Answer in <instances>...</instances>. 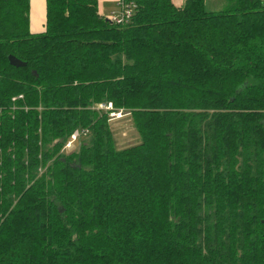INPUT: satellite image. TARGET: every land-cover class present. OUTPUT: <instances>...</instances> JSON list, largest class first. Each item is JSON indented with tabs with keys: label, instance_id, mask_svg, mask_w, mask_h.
<instances>
[{
	"label": "trees",
	"instance_id": "obj_1",
	"mask_svg": "<svg viewBox=\"0 0 264 264\" xmlns=\"http://www.w3.org/2000/svg\"><path fill=\"white\" fill-rule=\"evenodd\" d=\"M123 1L0 0V264H264L263 0Z\"/></svg>",
	"mask_w": 264,
	"mask_h": 264
},
{
	"label": "rangeland",
	"instance_id": "obj_2",
	"mask_svg": "<svg viewBox=\"0 0 264 264\" xmlns=\"http://www.w3.org/2000/svg\"><path fill=\"white\" fill-rule=\"evenodd\" d=\"M224 5V0H206V7L207 9L210 10H218L221 9ZM111 109H113V106L111 105ZM107 110H109V107H103ZM115 112L116 114H110L111 116V123L113 124L114 127H116V132H115V140H116V144L120 147H124L128 144H132L134 142H136L137 140V133L135 132V130L132 128L130 119L128 118V114L120 111ZM78 138V136H77ZM70 138L67 143L65 144L64 148L66 151H71V150H75L78 147V143H76V140Z\"/></svg>",
	"mask_w": 264,
	"mask_h": 264
},
{
	"label": "crops",
	"instance_id": "obj_3",
	"mask_svg": "<svg viewBox=\"0 0 264 264\" xmlns=\"http://www.w3.org/2000/svg\"><path fill=\"white\" fill-rule=\"evenodd\" d=\"M123 0H97L98 10L108 18L111 14H118L120 4ZM177 6H180L183 0H172ZM29 27L32 33H39L44 30L46 18V0H29Z\"/></svg>",
	"mask_w": 264,
	"mask_h": 264
},
{
	"label": "built area",
	"instance_id": "obj_4",
	"mask_svg": "<svg viewBox=\"0 0 264 264\" xmlns=\"http://www.w3.org/2000/svg\"><path fill=\"white\" fill-rule=\"evenodd\" d=\"M263 4H264V0H263ZM120 11L118 14H111L108 19L112 22H115L116 24H122V23H126L129 18L131 17L132 15V9H133V5L132 4H127L125 3L124 1H121V4H120ZM111 103H108V104H99L98 108H102V109H105L103 107H109L108 109L111 110ZM107 110V109H105ZM117 112H120V111H117ZM110 114H116L115 112H110ZM77 136H79V132L78 130H76L72 135H71V138L72 139H75L77 138Z\"/></svg>",
	"mask_w": 264,
	"mask_h": 264
},
{
	"label": "water",
	"instance_id": "obj_5",
	"mask_svg": "<svg viewBox=\"0 0 264 264\" xmlns=\"http://www.w3.org/2000/svg\"><path fill=\"white\" fill-rule=\"evenodd\" d=\"M8 58H9V62H10V64L13 65V66L18 67V66H24V64H25L23 61L17 59V58H16L15 56H13V55H9Z\"/></svg>",
	"mask_w": 264,
	"mask_h": 264
}]
</instances>
